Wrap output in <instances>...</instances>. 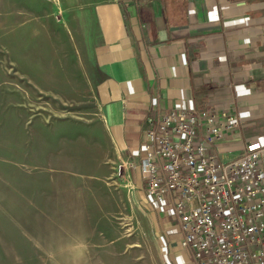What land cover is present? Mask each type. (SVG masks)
<instances>
[{"label": "rangeland", "instance_id": "1", "mask_svg": "<svg viewBox=\"0 0 264 264\" xmlns=\"http://www.w3.org/2000/svg\"><path fill=\"white\" fill-rule=\"evenodd\" d=\"M76 2L0 0V264H166L114 176Z\"/></svg>", "mask_w": 264, "mask_h": 264}, {"label": "crops", "instance_id": "2", "mask_svg": "<svg viewBox=\"0 0 264 264\" xmlns=\"http://www.w3.org/2000/svg\"><path fill=\"white\" fill-rule=\"evenodd\" d=\"M75 2L72 9L94 23L93 94L116 162L142 159L154 106L235 115L239 130L215 148L222 162L245 146L264 149V0ZM144 185L137 169L129 188L121 186L152 218L165 263L193 264L172 213L145 195Z\"/></svg>", "mask_w": 264, "mask_h": 264}, {"label": "built area", "instance_id": "3", "mask_svg": "<svg viewBox=\"0 0 264 264\" xmlns=\"http://www.w3.org/2000/svg\"><path fill=\"white\" fill-rule=\"evenodd\" d=\"M154 110L142 159L119 160L114 176L128 187L139 170L146 194L172 213L193 264H264V149L245 146L222 162L215 148L239 130L235 115Z\"/></svg>", "mask_w": 264, "mask_h": 264}]
</instances>
